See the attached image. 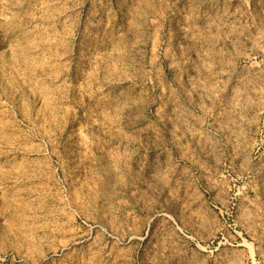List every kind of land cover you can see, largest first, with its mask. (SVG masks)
Segmentation results:
<instances>
[{
	"label": "rangeland",
	"instance_id": "rangeland-1",
	"mask_svg": "<svg viewBox=\"0 0 264 264\" xmlns=\"http://www.w3.org/2000/svg\"><path fill=\"white\" fill-rule=\"evenodd\" d=\"M0 264H264V0H0Z\"/></svg>",
	"mask_w": 264,
	"mask_h": 264
}]
</instances>
